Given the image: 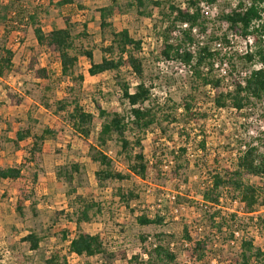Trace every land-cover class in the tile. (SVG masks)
<instances>
[{"label": "rangeland", "instance_id": "374dc122", "mask_svg": "<svg viewBox=\"0 0 264 264\" xmlns=\"http://www.w3.org/2000/svg\"><path fill=\"white\" fill-rule=\"evenodd\" d=\"M23 1L40 9L41 24L45 33L53 27H63V17H68L73 25V33H84V37L76 38L74 42L76 50L91 51L93 62H100L103 56L101 49L110 43L111 37L108 31L99 30V19L94 12L108 5V0H77L73 5L63 8L55 6L57 0ZM171 1L181 6L186 0ZM167 5L158 7L148 3L144 9L137 11L136 8H131L116 12L108 19L112 29L116 31L126 29L132 38L143 43V52L146 56L143 80L150 88L152 94L150 105L155 109L159 119V123L152 126L142 140V154L148 167L145 179L129 173L126 161L117 154V144L111 141L105 146L104 152L112 161V169L128 177L121 181L109 179L99 184L94 177V172L99 167L89 161L86 156L87 147L79 137L74 136L72 129L64 124L61 113H55L57 101L70 99L76 95L83 109L93 114L90 142L94 143L100 123L95 105L98 104L107 111L117 108L120 112H127L128 106L120 99L117 81L124 80L133 91L138 83L137 78L124 68L117 77L113 73L89 76L87 72L89 60L78 55L76 74L83 77L79 88L68 79L60 77L58 59L36 44L30 30L23 43L19 41V35L16 33L8 37L5 44L14 53L15 68L19 67L21 71L20 73L13 71L0 78V167H14L20 163L21 155L29 142L26 140L17 146L14 145L16 133L21 129L28 128L37 133L41 128H52L56 132V140H46L43 143L37 183L29 193L31 198L23 204L22 214L17 212L15 202L17 188L25 186L6 181L0 184V260L4 264H44V258L50 250L60 249L62 254H65L67 241L73 237L77 229L64 215L55 216V213L70 212L71 206H82L77 202L71 205L77 194L82 197L83 203L92 205L89 211L90 221L82 222L80 229L92 235L99 234L103 248L111 256H118L121 252H125L128 257L140 255L142 248L147 244L141 242V237L145 235L149 236L147 242H153L156 241L154 237L156 234H173L172 243L178 247L185 228L197 237L196 227L201 225L203 236H208L211 242L206 261L209 264H235V253L239 243L231 245L226 242L229 238L228 233H217L207 218L213 210L197 212L200 209L198 205L202 187L204 186L203 189L207 187L200 173L201 170L207 169L204 160L208 159L213 164V157L204 153L201 158L194 157L188 160L184 155V146L189 142L194 152L198 146L196 136L206 132L207 142L212 149L224 152L225 158H228L227 152H231L240 142L247 141L248 132L258 131L259 124L254 121L243 122L239 119L242 115L239 117L229 114L228 111H214L209 101L202 98L204 91H192L188 78L179 74L174 65L160 64L163 60L156 58V51L160 45L159 34L167 25L163 15L167 13ZM232 7L231 0L218 1V15L208 23L216 36L219 37V33L222 32L218 17ZM1 33L0 26V37ZM231 46L235 49L244 47L240 39L235 40ZM28 48L33 49L39 65L48 68L49 88H45L47 81L37 80L24 70ZM254 48L253 44H247L248 50ZM70 86L74 89L71 93L67 91ZM6 88L20 96L19 106L11 105L6 96ZM190 94L195 95V99L189 121L183 109L178 107L182 98H187ZM130 134L128 135L132 138ZM155 160L157 166H153ZM167 160L172 161V166L164 170L163 162ZM71 163L81 165V174L71 185V188H75V193L67 199L65 192L69 188L56 179V174ZM220 164L223 166L216 167L221 170L226 168L225 159H221ZM206 172L209 174L210 171ZM24 174L28 177L31 175L26 172ZM248 180L243 176L244 184L249 183ZM27 189L30 192V189ZM120 191L124 194L130 192L136 199L125 205L120 198ZM258 194L256 209L264 205V188L258 190ZM140 215H147L149 218L159 216L163 221L161 225L141 226L135 220ZM259 216L264 219V212ZM54 217L57 220L52 222ZM241 227L247 230L246 240H251L254 246H260L264 250V229L262 233L255 235L252 230L253 221L244 222ZM63 230L70 233L66 239H63ZM30 231L41 239L35 252H29L28 244L21 241ZM84 262L104 264L106 260L104 256L97 255L89 259L81 258L77 264ZM178 262L191 264L188 257L181 252L178 255ZM115 264L127 263L116 259Z\"/></svg>", "mask_w": 264, "mask_h": 264}, {"label": "trees", "instance_id": "16d2710c", "mask_svg": "<svg viewBox=\"0 0 264 264\" xmlns=\"http://www.w3.org/2000/svg\"><path fill=\"white\" fill-rule=\"evenodd\" d=\"M77 0H57L55 6L63 8L73 5ZM106 6L95 10L94 14L99 19V30L108 31L111 41L103 49V56L100 62H93L91 51L76 50L75 40L84 37V33L74 34L73 25L68 17H63V27H53L52 30L45 33L40 19V9L27 5L23 0H0V78L10 72L20 73V68L13 62L14 53L6 46L8 37L16 33L19 35V41L24 42L28 31L33 34L35 42L50 54H54L58 59L59 74L61 78H66L79 88L83 77L76 74L78 65V55L85 56L89 60L87 70L89 76L103 75L113 73L118 76L120 70L124 68L138 80L133 91L124 80L117 81V86L121 93L120 99L128 106L127 112H120L117 108L104 110L98 104L97 117L100 121L99 128L94 138V143L90 142L91 126L93 123V114L86 112L80 104L79 98L74 95L70 99H62L56 102L55 113H61L64 124L72 129L74 136L79 137L82 143L87 147L89 161L96 164L99 169L94 172L96 181L100 184L106 180H123L128 175L115 172L112 169V161L105 154L104 148L108 142L117 144V154L122 156L127 163L130 174L145 179L147 175V162L142 154V140L149 132V129L159 123L155 109L150 104V88L145 85L144 78V56L143 43L141 40L132 38L128 30L116 31L111 28L108 19L116 12H122L127 9H144L146 4L150 3L158 7L167 5V13L163 14L167 20V25L160 32V45L156 51V58L163 61H177L180 64L190 67L192 73L188 78L189 87L192 91L203 92L202 98L210 101L211 107L215 109H234L238 113L245 109H251V113H258L262 110L264 102V0H231L235 2L234 6L227 12L222 13L218 18L225 22L235 35L243 40L252 39L255 46L253 50L240 56L231 49L223 52L224 48L230 46V42L223 34L221 38L217 37L214 30L207 34L209 20L203 18L198 9L197 0H186L184 7L174 4L171 0H108ZM208 3H214L216 0H206ZM122 2L124 4H122ZM79 8H82L79 6ZM189 9H192L190 11ZM144 14V13H142ZM141 14V15H142ZM187 24V28L180 29L178 36H172V32L177 26ZM86 26L83 24V28ZM197 29L198 36H204L205 40L199 41L193 34L192 29ZM196 35V36H197ZM207 36V38H206ZM218 40L221 45L217 47ZM27 60L24 70L40 81H47L45 88H49L50 72L48 68L39 65L38 58L32 48L26 52ZM228 54V56L226 54ZM227 60L229 72L228 81L224 77H218L214 65L217 62L223 63ZM255 66H259L257 69ZM242 72H247L241 76ZM61 81V80H59ZM232 86V90L228 87ZM210 87L213 91L212 97L206 90ZM79 90V89H78ZM77 90V91H78ZM67 91L73 92L70 86ZM194 93V92H191ZM6 96L12 106H19L21 98L16 93L6 88ZM195 95L183 97L178 108H182L184 115L190 121L191 107ZM167 117V116H166ZM264 121V114L260 115ZM189 123V122H188ZM131 133V137H129ZM29 140L21 155L20 163L14 167H0V184L3 181L8 183H19L25 188H17L15 208L22 214L23 204L31 196V190L37 183V171L42 163V147L46 140H56V132L52 128L44 127L33 132L25 128L17 131L16 140L13 141L17 146L20 142ZM255 146L247 144L246 151L238 157L235 168L232 171L224 170L223 175L217 173L212 176V183L202 190V200L206 208L198 211L208 212L217 205L220 188L230 187L238 192L241 200L245 204V213L254 212V207L258 203V189L248 186L242 182L243 176L264 175V140L258 139ZM201 143V147H203ZM139 149V151H135ZM183 151V150H182ZM153 166H157L156 160ZM178 166V165H177ZM24 172L31 174L26 176ZM176 173V172H175ZM81 165L71 163L56 174V179L66 185L68 190L65 192L67 199H70L75 193V188H71L76 177H80ZM28 184V186H27ZM30 189V192L28 189ZM120 198L125 205L136 199V196L130 192L126 194L119 192ZM82 204V206H71L70 212H56L55 216L64 215L65 219L76 226V232L73 237L67 241V252L75 253L78 256L89 258L97 255L104 256V264H115L116 259L123 260L127 264H179L178 255L184 253L191 264H209L206 261L209 252L210 238L204 236L198 240H192L186 228L183 230L180 246H174L172 240L173 234H156L153 242H147L149 236L141 237V242L145 244L140 255L128 257L125 252L119 255L107 253L103 248L99 234H89L80 229L82 222L90 221L89 211L91 204L82 202V197L77 194L74 196L71 205ZM85 204V205H83ZM231 220L234 215L231 216ZM214 225L217 233H221L222 228L231 229L228 221L219 216L218 211H213L207 216ZM215 218H218L217 221ZM57 218L54 217L53 221ZM141 226L161 225L162 218L155 216L149 218L147 215H140L135 218ZM259 224L264 229V219L259 220ZM235 231V230H232ZM70 234L63 230V239ZM232 237V232H228ZM164 237V239H162ZM40 237L33 231L28 232L21 241L28 244L30 251H35L39 247ZM145 256V258L143 257ZM118 257V258H117ZM235 264H264V250L253 245L251 240L243 239L235 253ZM0 264H4L0 260ZM44 264H68L65 255L60 249L50 250ZM85 264V262H84Z\"/></svg>", "mask_w": 264, "mask_h": 264}, {"label": "built area", "instance_id": "2783aa9c", "mask_svg": "<svg viewBox=\"0 0 264 264\" xmlns=\"http://www.w3.org/2000/svg\"><path fill=\"white\" fill-rule=\"evenodd\" d=\"M198 1V9H199V13L200 15L207 19V20H214L215 17H217L218 15V1L216 0L214 3H208L206 0H197ZM232 4L234 6L235 2L232 1ZM182 7H184V4L181 5ZM190 11H192V9H189ZM208 29H207V34L210 32V30L212 29V26L210 24H207ZM220 27L222 29V32L219 33V38L222 37V35L224 34L226 36V39L230 42V46H228L227 48L223 49V52H226L229 49H232L234 52H236L238 55L242 56L244 54H246L248 51L247 49V44H252V39H248V40H243L242 38H240L238 35H235L234 33H232L230 30H228V26L225 22H221L220 23ZM187 28V24H179L177 26V29L175 31L172 32V36H178L180 34V29H185ZM224 32V33H223ZM192 34L201 42L203 40H205V35L203 36H198L197 35V29L194 28L192 29ZM197 35V36H196ZM218 37V36H217ZM207 38V36H206ZM240 39L241 42L243 43L244 47L243 48H239V49H235L234 47H232V43L235 42V40ZM220 40H218L217 43V47H220ZM160 43V42H159ZM226 54V53H225ZM228 56V54H226ZM160 64H166V65H174L176 67V69L178 70L179 74H182L184 76H186L187 78H189L191 76V69L190 67H186L182 64H180L177 61H162L160 62ZM259 66H255V68L257 69ZM214 69L216 74L218 75V77H224L225 78V82L228 81V77L227 74L229 72V67L227 64V60H224L223 63L217 62L214 65ZM178 74V75H179ZM247 74V72H242L241 76H245ZM206 90L208 91V94L210 95V97H212L213 91L211 90L210 87H207ZM228 90H232V86L228 87ZM152 96V94H151ZM209 105L211 106L210 101L208 102ZM262 110H260L258 113L254 112L251 113V109H245L242 111H239L238 113H242L244 115H242L240 117L239 114H236L237 112L234 109H215L212 107V109L216 112H220V111H228L229 114L231 115H238L243 122H248V121H254L257 124H259L258 126V131H249L248 132V138L247 141H243L240 142L237 147H235L231 152L228 151L227 152V156L228 158H225V153L220 151V150H214L212 149V146L209 145V143L207 142L208 137L206 136V132H203V135L201 136H196V138L198 139V146H196V149L194 150V152H192L193 148L192 146L189 144V142L186 144L185 149H184V155L186 156V158L189 160V158H198V157H203L204 153H208L209 157L212 156L213 157V164L210 163V161L208 159H205L204 162L207 163L206 170H201V179H204V184L206 186L211 185L212 183V176L220 173L221 175H223L224 170H229L232 171L234 168H232L233 166H235L238 157L241 156L247 149V144H250L252 146H255L258 143V139L264 140V121L261 119L260 115L264 114V102L262 105ZM201 143H203V147H201ZM221 159H225L226 160V164L224 165V167H226L225 169L221 170L219 167L216 166H223V165H219V162H221ZM210 163V164H209ZM216 163V164H215ZM169 166H172V161L171 160H167L163 162V169L167 170L169 168ZM207 170H209V174H207ZM249 180V183H246L248 186H252L255 189H262L264 188V175H256V176H252V175H247L246 176ZM204 186L202 187L203 190ZM200 197V204L198 205L200 207V209H205L207 205H209L208 203H206L207 205H204V201L202 200V196L199 195ZM171 199H173V196L171 197ZM258 205V203H257ZM257 205L255 207H257ZM194 208V206H192ZM254 207V212L250 213V214H246L245 213V204L244 202L241 200V197L239 195L238 192H235L232 190V188L230 187H224V188H220V194L218 196V201H217V205H214V208H212L213 211H218L219 212V216L225 218L228 221V224L231 226V229H227L222 228L221 229V233L226 234L229 231L232 232V237H229L227 239L226 242H228L229 244H237L241 243V241L243 239H247L246 238V234H247V230L243 229L244 227H241V224H243L244 222L247 223V221H253L254 223V227H252V230L254 232V234H258V233H262L263 227L262 225L259 224V220L261 219V216H259L261 213L264 212L263 208L264 205H260L258 206V209H256ZM199 213V211H197ZM234 215V218L231 220V216ZM218 218H215V220L217 221ZM244 221V222H243ZM235 230V231H232ZM203 227L201 225H198L196 227V233L198 234V236H193L189 231L188 234L190 236V238L192 240H198L203 238ZM255 237H252V239ZM258 248L262 249L260 246H258ZM66 261L68 264H77L79 262V260L82 258L81 256L76 255L75 253H69L66 251V253L64 254ZM145 258V256H143Z\"/></svg>", "mask_w": 264, "mask_h": 264}, {"label": "crops", "instance_id": "0c3cea01", "mask_svg": "<svg viewBox=\"0 0 264 264\" xmlns=\"http://www.w3.org/2000/svg\"><path fill=\"white\" fill-rule=\"evenodd\" d=\"M74 235V234H73ZM29 250V249H28ZM38 250V249H37ZM36 251V250H35ZM35 251H30L29 250V252H35ZM49 252H47V254H48ZM47 257H48V255L44 258V261L47 259ZM82 258H84V257H82ZM89 258H92V257H89ZM89 258H86V259H89Z\"/></svg>", "mask_w": 264, "mask_h": 264}]
</instances>
